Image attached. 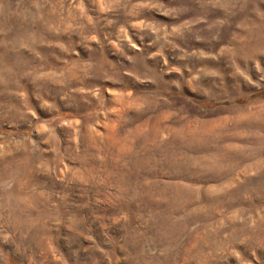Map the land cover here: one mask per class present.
Segmentation results:
<instances>
[{"label": "rangeland", "instance_id": "374dc122", "mask_svg": "<svg viewBox=\"0 0 264 264\" xmlns=\"http://www.w3.org/2000/svg\"><path fill=\"white\" fill-rule=\"evenodd\" d=\"M0 264H264V0H0Z\"/></svg>", "mask_w": 264, "mask_h": 264}]
</instances>
